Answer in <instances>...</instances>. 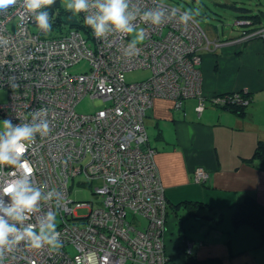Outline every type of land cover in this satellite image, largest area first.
Wrapping results in <instances>:
<instances>
[{
	"label": "built area",
	"instance_id": "built-area-1",
	"mask_svg": "<svg viewBox=\"0 0 264 264\" xmlns=\"http://www.w3.org/2000/svg\"><path fill=\"white\" fill-rule=\"evenodd\" d=\"M62 2L56 0L46 10L56 15ZM132 2L141 10H162L164 15L161 25L134 22L145 30L146 38L129 56L124 51L132 34L98 39L84 24L86 13H79V18L64 15L60 24L52 22L51 31L45 32L24 8V0L0 11V37L8 41L0 44V90L7 93L6 101L0 102V121L31 122L34 111L45 109L50 124L48 135L37 134L22 154L33 168L32 185L45 197L51 193L24 223L38 225L48 212L56 211L62 243L59 249L32 248L23 241L9 245L3 249L4 264H167L163 238L167 202L144 128L153 100H171L181 110L186 100L195 99L198 116L207 104L218 108L248 104L246 92L204 95L200 53L209 45L219 46V41H210L193 18L182 23L184 11L160 0ZM64 17H74L77 25L66 24ZM13 21L15 28L9 30ZM242 34L236 41L264 35V30ZM81 63L88 68L72 72ZM137 70L149 71L150 77L128 83L126 74ZM84 97L102 108L77 113L76 105ZM13 171L19 170L5 166L0 182L12 178ZM193 179L203 183L208 173L197 168ZM75 181L100 197L96 207L71 199ZM3 199L6 206L8 198ZM83 210L86 213L79 215ZM129 213L144 219L145 227L138 229L128 221Z\"/></svg>",
	"mask_w": 264,
	"mask_h": 264
},
{
	"label": "crops",
	"instance_id": "crops-1",
	"mask_svg": "<svg viewBox=\"0 0 264 264\" xmlns=\"http://www.w3.org/2000/svg\"><path fill=\"white\" fill-rule=\"evenodd\" d=\"M240 33L207 36L219 46L201 51L200 68L205 96L246 92L241 114L207 104L198 116L195 99L177 110L171 100L155 98L144 120L167 202V264H264L257 230L232 223L247 196L264 208V160L254 156L264 143V43H240ZM197 168L208 173L203 183L193 179Z\"/></svg>",
	"mask_w": 264,
	"mask_h": 264
},
{
	"label": "clouds",
	"instance_id": "clouds-1",
	"mask_svg": "<svg viewBox=\"0 0 264 264\" xmlns=\"http://www.w3.org/2000/svg\"><path fill=\"white\" fill-rule=\"evenodd\" d=\"M16 3L17 0H0V11ZM55 3L56 0H24L23 6L33 14L37 27L48 32L52 29V21L46 9ZM63 6L73 14L86 13L84 24L92 29V34L98 39L112 33L133 34L124 51L126 56L132 55L131 50L146 38L145 30L137 28L134 23L137 19L152 25L163 23L162 10H141L132 0H63ZM191 12V9L184 11L180 17L182 23L186 24L192 19ZM7 43V39L0 37V44ZM45 116L46 110L40 109L32 113L31 122L13 124L11 119L0 121V172L5 166L19 170L9 174L12 178L0 182V264H4L3 249L21 241L37 249L45 245L53 249L62 246L58 239L60 233L57 231L56 211L48 212L38 225L24 223L38 210L41 200L51 196V193L43 196L41 188L32 185L33 168L29 161L22 159L27 144L33 142L37 134L48 135L50 124ZM4 197L9 201L6 206Z\"/></svg>",
	"mask_w": 264,
	"mask_h": 264
},
{
	"label": "rangeland",
	"instance_id": "rangeland-1",
	"mask_svg": "<svg viewBox=\"0 0 264 264\" xmlns=\"http://www.w3.org/2000/svg\"><path fill=\"white\" fill-rule=\"evenodd\" d=\"M164 3L170 4L172 6H177L182 8L184 11L191 9V14L199 24V26L204 30L209 38H231L238 34L240 28L235 26L234 21L237 13L229 8V5L235 3L237 6H244L246 8L254 11L257 2L261 1L259 8L264 11V1L262 0H160ZM63 6V2L61 3ZM197 10H199V16H197ZM79 18L78 14H75ZM15 21L9 24V30H14ZM69 28L65 27L63 29V34H67ZM133 35V34H132ZM88 68L87 64L81 63L80 65L74 67L72 72L80 73ZM150 77V72L147 70H137L126 74V81L128 83L138 82L146 80ZM7 99V93L5 90H0V102H5ZM102 108L96 100L90 99L89 97H84L77 105L76 112L79 114H92L95 111ZM70 197L75 201H82L90 204L92 207H96L97 203L100 201V197L94 196L92 190L83 185H76V181L70 190ZM86 210L78 211L79 215L85 214ZM130 222H146L140 219V217H133L131 213L127 217ZM135 224V223H134ZM140 229V228H139Z\"/></svg>",
	"mask_w": 264,
	"mask_h": 264
},
{
	"label": "trees",
	"instance_id": "trees-1",
	"mask_svg": "<svg viewBox=\"0 0 264 264\" xmlns=\"http://www.w3.org/2000/svg\"><path fill=\"white\" fill-rule=\"evenodd\" d=\"M259 4H261V1L257 2L256 8L254 11H251V9L246 8L244 6H237L235 3H232L231 5H229V8H231L237 13L234 23L236 21H248L249 22L248 25H243L239 27L241 33L238 39L243 35L242 34L243 32L245 34H250L253 32L260 31V30H264V11L259 8ZM62 9L64 8L62 7L57 11V14H56L57 16L54 14H51L52 22H55L57 25L60 24V21H61L60 19L62 16L72 13L66 10H62ZM180 9L183 10L182 8ZM192 18L195 20L193 15H192ZM252 39L254 40L259 39V40H262L264 43V35L254 36L253 38L245 42H242V43H247ZM228 94L231 95L232 93H228ZM221 109L230 110V111H233L235 113H240V114L242 113V110H243V108L240 106L224 107ZM254 156L257 159L264 160V143L260 142L257 145ZM200 203L201 202H198L195 204H200ZM232 223L234 227H237L241 224L252 225L257 230L259 236L264 239V208L260 204H258L253 197L247 196L244 199V201L237 206V208L235 209L232 215Z\"/></svg>",
	"mask_w": 264,
	"mask_h": 264
},
{
	"label": "water",
	"instance_id": "water-1",
	"mask_svg": "<svg viewBox=\"0 0 264 264\" xmlns=\"http://www.w3.org/2000/svg\"><path fill=\"white\" fill-rule=\"evenodd\" d=\"M63 22L71 26L77 25V21L74 17H64Z\"/></svg>",
	"mask_w": 264,
	"mask_h": 264
}]
</instances>
